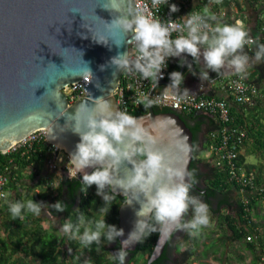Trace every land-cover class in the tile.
<instances>
[{"label":"clouds","instance_id":"1","mask_svg":"<svg viewBox=\"0 0 264 264\" xmlns=\"http://www.w3.org/2000/svg\"><path fill=\"white\" fill-rule=\"evenodd\" d=\"M127 2L105 0L102 5L105 10L121 15L114 16L110 22L98 17L104 21L103 32L94 31L95 25H82L88 28L93 42L109 47V50V40L117 49L127 44L130 50L117 51L108 61L107 65L115 69L113 76L116 72L139 74L141 79L149 82L151 90L156 91L158 81L164 78L163 70L168 67L169 58H179V66H186L189 72H192L193 65L202 64L199 79L204 81L210 79L209 70L217 76L222 75V70H228L244 80L253 63L264 60V43L259 42V37L251 36L250 29L240 20L231 24L223 22L207 5L200 11L191 10L173 20L171 17L159 18L146 4L122 11V6ZM212 2L220 4L221 0ZM166 4L170 13L179 11L178 6L168 4V0H151V9L158 13L161 6ZM253 46L254 56L250 57L245 48L251 50ZM186 56L192 58L191 63ZM104 67L102 65L101 70ZM192 74L196 75L195 72ZM168 75L170 83L158 95L140 92L135 103L148 110L167 100L178 108L189 98L190 92L181 87L184 80L182 73L172 71ZM75 76L90 82L93 73L87 65ZM69 118L70 130L79 136L75 151L69 155V178L75 179L78 173L82 174L81 192L86 194L87 189L95 185L96 195L102 198L103 204L98 209L101 213L99 219L88 218L76 208L78 215L75 221L68 216L60 224L58 231L63 236L78 240L84 248L89 249L93 244L99 246L102 239L109 244L117 237H123L122 228L105 222L112 201L116 199L117 189L123 193L124 204L131 206L134 201L139 204L133 229L121 241L119 249L111 253V258L118 264H125L130 246L142 243L153 233L159 235V247L176 232L183 231L191 237H199L202 230L210 226V205L203 200V192H193L197 183L195 171L187 168V156L193 151V145L186 135L178 131L174 137L172 144L176 154L162 149L143 117L129 114L127 109H120L103 96L95 99L89 96L88 100L79 103L74 115L67 116V121ZM25 119L34 121L37 117L29 114ZM201 151L199 159H204L202 154L205 150ZM125 164L131 165V168L123 167ZM87 168L92 171L86 172ZM121 169L123 174L119 175ZM66 207L61 201L48 205L35 202L32 198L8 202V211L13 219L20 220L27 214L39 217L42 210L52 216L49 208L63 212ZM85 264L90 262L85 261Z\"/></svg>","mask_w":264,"mask_h":264},{"label":"water","instance_id":"2","mask_svg":"<svg viewBox=\"0 0 264 264\" xmlns=\"http://www.w3.org/2000/svg\"><path fill=\"white\" fill-rule=\"evenodd\" d=\"M104 3L105 0H0V153L41 128L45 141L61 151L69 161L79 136L70 130L71 120L67 121V116L74 115L79 103L88 100L89 96L93 99L103 96L115 105L112 92L121 72L113 76L115 69L107 64L117 51L130 49L127 44L117 49L109 40V50V47L93 42L88 28L82 27L83 24L95 25L94 31L103 32L104 21L99 18L110 22L114 16L121 15L105 10L102 7ZM132 8L133 2L128 0L121 10ZM186 59L192 62L190 57ZM84 62L91 69L93 78L84 86L81 81L83 96L68 103L61 89L81 78L73 75L87 66ZM102 65L105 66L103 70ZM182 68L179 66L178 72L181 73ZM192 71L199 74L194 65ZM164 82L159 80L158 84ZM150 92L151 88L148 94ZM88 103L91 106L90 100ZM29 114H35L37 119L26 120ZM132 115L144 118L162 149L176 154L172 142L178 131L192 144L191 131L175 111L155 112L152 107L144 113ZM192 153L187 156L188 169ZM123 167L130 169L131 165ZM91 170L85 169L89 173ZM118 174L122 175L123 169ZM77 177L81 180L82 174L78 173ZM210 191L204 189L199 192L207 194ZM116 195L123 197L119 189ZM138 208L135 201L129 206L121 200L117 206V228L124 230V236L116 238L119 247L133 229ZM158 240L157 234L145 264H150L162 254L166 242L158 247ZM136 244L130 246L128 252L133 251Z\"/></svg>","mask_w":264,"mask_h":264},{"label":"trees","instance_id":"3","mask_svg":"<svg viewBox=\"0 0 264 264\" xmlns=\"http://www.w3.org/2000/svg\"><path fill=\"white\" fill-rule=\"evenodd\" d=\"M224 1L227 2V0ZM255 37H259V42L264 43V18L262 20V30ZM245 51L252 57L254 56L255 46L251 50L246 47ZM253 76H256L254 78L255 83H259L261 79H264V60L253 63L247 79ZM228 108L231 121L225 126L236 125L242 127L246 133L243 144L246 139L250 140L248 144L246 143V154L264 159V122L256 119L254 123H248L242 114L234 111V107L228 106ZM153 109L155 112L170 110L155 106ZM145 111L143 106H139L138 109L131 111L129 114H139ZM175 112L184 121L192 135L193 153L189 170L195 171L196 180L201 178L200 180L203 181V187L199 188L200 191L201 189L211 190L210 193L203 194V198H218V204H221L220 206L223 209V213L218 215H214V210H210L213 227H219L222 235L220 234L214 238L202 232L201 238L203 237L202 240H207V242L201 241L203 250L199 253V256L205 257L207 250L211 253L217 251V241H220L221 247L226 243L235 241L249 252V264H258L260 256L264 259V245L261 243L257 224L251 220L250 213L256 202L262 200L261 197L256 195L250 197L245 204L231 197L233 192L238 193V187L228 182L223 172L208 160L197 158L196 141L198 135H200L201 150L207 149L211 141L208 133L218 126L215 120L195 111ZM188 122L192 125H189ZM203 123L206 124V129L201 132ZM48 147L49 144L40 141L25 150L20 148L15 152L0 153V171L3 170L4 166H12L13 176L6 185V196L0 199V264H28L34 262L35 259L38 260L37 264H85V261H89L90 264H112L117 262L111 258V255L107 254V249L103 248L105 242L103 239L99 246L93 244L90 249L84 248L78 240H69L63 236L53 227L52 223L48 224L47 227H41L40 217L27 214L23 220L13 219L8 211L9 201H23L32 198L35 202H44L48 205L61 201L67 206L63 212L48 209L52 213L51 217L55 218L59 227L68 216H71L75 221L78 215L76 208L88 218H101L98 209L102 206L103 201L101 197L96 195L95 185L90 186L86 194L82 193V179L79 180L77 176L75 179H70L68 174L62 173L56 188H52L51 181L48 180L50 175L47 169V161L50 157ZM238 160L247 169L254 171L256 185L264 184L261 164L257 166L253 163H245V159L241 154L238 155ZM197 164L203 168V171L196 169ZM199 193L197 190L194 192V194ZM121 200H123V197L116 195V199L112 201L113 204L105 216L107 224L117 226V206ZM156 235L157 233H153L142 243H137L135 249L129 252L130 257L126 264H144ZM188 237L191 236L188 235ZM197 243L198 237H192L191 245L186 247L184 254L193 255ZM69 248L72 250L71 252H69ZM137 254H140L138 258H136Z\"/></svg>","mask_w":264,"mask_h":264},{"label":"built area","instance_id":"4","mask_svg":"<svg viewBox=\"0 0 264 264\" xmlns=\"http://www.w3.org/2000/svg\"><path fill=\"white\" fill-rule=\"evenodd\" d=\"M186 1L187 0H168V4L174 3L180 8ZM132 2L134 7L140 4L148 5L149 10L153 11L154 14L158 15L161 19H167L169 17L173 20L179 19L176 16V12H169L167 4L162 5L160 11L155 13V10L151 9V0H132ZM192 10L197 11L196 9ZM237 20L239 19H235L234 22ZM173 35L175 36L176 34L174 33ZM129 46L132 47V45ZM169 61L170 58L167 60L168 65ZM167 70L168 67L163 70L164 78L167 75ZM81 81L84 86L86 81L81 77L79 80L71 82L61 89L65 94L68 103L80 99L83 96L84 90L80 86ZM222 87L227 88L232 101L240 105H250L259 96L258 87L255 82L248 80L247 78L241 80L240 77L235 74L228 76ZM150 88L149 82L141 79L139 74L121 72L117 86L112 92V96L115 104L120 109H127L128 113H130L131 111L138 109L140 106L135 103L139 93H148ZM162 90L163 89L158 86V89H156V91L151 90L149 95L156 96ZM155 107L168 108L182 112L195 111L215 120L218 123V127L208 133L211 141L202 154L203 158L222 171L228 182L233 183L238 187L240 202L245 204L250 197L256 195L260 196L262 200L259 201L264 203V184L256 185L254 182V171L252 169H247L238 160L240 148L246 138L245 130L236 125L225 126V124H228L231 121L228 103L225 98H214L211 96H203L198 93H190L189 98L185 102H182L178 108L175 107L172 102L167 100H162L157 103ZM40 141L47 143L44 139V130L41 128L33 130L27 134L18 142L11 145L6 152H15L20 148L25 150L32 144ZM48 148L50 154L53 155L54 161H52L51 164L47 162V165L49 168H53L54 163L61 160L62 153L50 144ZM63 157L68 163L65 155H63ZM11 170L12 166H4L3 170L0 171V199L6 196V185L8 181L13 178ZM263 260V257L260 256L258 264H264Z\"/></svg>","mask_w":264,"mask_h":264},{"label":"crops","instance_id":"5","mask_svg":"<svg viewBox=\"0 0 264 264\" xmlns=\"http://www.w3.org/2000/svg\"><path fill=\"white\" fill-rule=\"evenodd\" d=\"M205 5L209 6L211 11L215 14H217L223 22L226 23H234L235 19H239L242 21L245 26L250 29V35L255 37L257 33L259 34L262 30V20L264 18V0H227L221 1L220 4L213 3L212 0H187L180 8L179 11L176 12V16L178 18H181L185 16L187 13H189L192 9H196L197 11H200V7H204ZM259 25V28H258ZM190 57L186 56L185 58ZM191 58V57H190ZM192 59V58H191ZM179 58H170L169 65H168V70H167V75L164 79V83H161L160 88H164L166 85H168L169 80V73L172 71H178L179 69H172V64H174ZM197 70H200L203 65H194ZM250 70V69H249ZM192 72H189L188 68L186 66H183L181 73L184 75V80L182 82L181 87L182 88H187L190 93H198L203 96H214V97H224L227 99L228 106L234 107V111L237 112L238 114H242V116L245 118V120L250 123L253 122L257 119L261 122H264V79H261L259 83H257L258 89H259V96L255 99V101L250 104V105H242L243 107L236 106L237 104L233 103V101L230 98V93L227 88H223V83L227 79L228 76L232 75L233 73L228 70H222V75L217 76L216 73H213L209 70V77L210 79L207 81L200 80L199 79V74L193 75ZM256 76L249 77V80H253ZM160 84V83H159ZM200 135H198L197 141H196V149L197 151H201V141L199 139ZM249 139H246V142L242 144V147L240 148V154L243 155V157L249 155L246 154L245 149H246V143H249ZM61 154V153H60ZM251 156V155H250ZM200 156L197 155V158ZM254 160H256L257 166L260 164L261 166V174L262 178H264V159L261 158H256L254 156H251ZM260 159V160H259ZM53 160V155L50 154V157L47 162L51 164ZM67 162L65 161V158L61 154V160L59 162L54 163V167L56 166L58 170H62L61 172L63 174H68L67 171ZM48 167V165H47ZM53 167V168H54ZM49 168V167H48ZM57 174L55 172L54 174L58 175L57 176V182L56 186L58 184L59 177L62 175ZM50 175L48 177V180H50V185L52 188H54L53 184L54 181L51 180L53 179V176ZM234 197V196H233ZM235 199L239 200V192L236 193ZM10 202V201H9ZM257 203V202H256ZM41 219L40 225L41 227H47L42 223V221H46L48 223V218L45 215L39 216ZM55 229L59 230L58 224L56 223V226L54 227ZM37 264L38 260H34Z\"/></svg>","mask_w":264,"mask_h":264},{"label":"flooded vegetation","instance_id":"6","mask_svg":"<svg viewBox=\"0 0 264 264\" xmlns=\"http://www.w3.org/2000/svg\"><path fill=\"white\" fill-rule=\"evenodd\" d=\"M159 86H161V84H159ZM188 124L192 125L189 122H188ZM205 129H206V124L203 123V125L201 126V132L204 131ZM196 169L198 171H200L201 166L199 164H197ZM200 179L201 178L197 179V183L195 184L194 188L196 190H199L200 187L201 188L203 187V184H202L203 181ZM195 189L193 190V192H196ZM231 197H232V195H231ZM203 200L210 205L211 211L214 210V215H218L220 213H223V209L220 206L221 204H218L219 203L218 198H211L210 197V198H206V199L203 198ZM231 200H233V199H231ZM45 213H46V211H45ZM190 216H191V212H189L188 218H190ZM46 217L49 220L48 223H46V226H48V224L52 223L53 227H55L57 222H54L52 220L54 218L47 215V214H46ZM210 226H213V221L211 222ZM210 226L207 228H204L202 230V232L209 234L214 238L220 234L222 235L221 231L219 233H216V234L213 233V229L210 228ZM191 238L192 237H188V234L186 232H183V231L176 232L171 237V239L166 242L162 254L157 259H155V261H153L152 264H235V262L237 260V255H236L237 249H235V247H234L235 241L226 243V244L222 245V247H221L220 241H217L216 242V245L218 246L217 251L211 253V252H209V250H207L205 257H199V253L203 250V246H202L201 241L206 243L205 240H202L203 237L201 238V235L198 237V243H200L199 245H201L200 249H197V245H198L197 244L193 255L188 256L187 254H184L186 247L191 245ZM103 248L107 249L108 255H111V253H115L119 249V246H118V243L116 240L112 243H109V244H107V242L105 241L103 243ZM240 253L242 254L241 258L239 260L240 264H249L250 263L249 252L243 248L242 252H240ZM129 257H130V255H128L126 257L125 264H126V261L128 260ZM210 261H212L213 263H211ZM239 262L238 263L236 262V264H239ZM112 264H118V262H115Z\"/></svg>","mask_w":264,"mask_h":264},{"label":"rangeland","instance_id":"7","mask_svg":"<svg viewBox=\"0 0 264 264\" xmlns=\"http://www.w3.org/2000/svg\"><path fill=\"white\" fill-rule=\"evenodd\" d=\"M203 7H200V9L202 10ZM179 60H177L174 64H172V69H179ZM200 153H202V151H199L197 153L198 156L201 157ZM63 154V153H62ZM245 159V163H257L256 160H254L250 155H247L244 157ZM260 160V159H259ZM262 161V159H261ZM48 171L51 172V176H53V179L51 178V180L54 181V189L56 188V182H57V176L60 175V173H62L61 171L62 170H58L57 167L55 166L54 168H48ZM201 171H203V168L201 167ZM55 172H57L58 175L54 174ZM234 196V198L236 197V193L233 192L232 193V197ZM46 211V210H45ZM45 211L42 210V215H45L46 216V213ZM250 218L252 221H254L256 224H257V229H258V232H259V236H260V239H261V243L262 245H264V203H262L261 201H257V203L255 204V206L252 208L251 210V213H250ZM54 222H56L55 218L52 219ZM42 223H44V225H46V221H42ZM210 228L213 229V233H219L221 231V229L219 227H213V226H210ZM207 242V240L205 241ZM197 249H200V246L199 245L200 243H197ZM234 247L236 250V255H237V260L236 262L238 263L240 258H241V253L242 252V247L241 245L238 243V242H235L234 243ZM140 256V254H137L136 255V258H138ZM200 257V256H199ZM139 262V261H138ZM211 263H213L212 261H210ZM235 262V264H236ZM36 262H29L28 264H35ZM240 264V262H239Z\"/></svg>","mask_w":264,"mask_h":264}]
</instances>
